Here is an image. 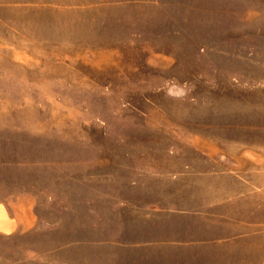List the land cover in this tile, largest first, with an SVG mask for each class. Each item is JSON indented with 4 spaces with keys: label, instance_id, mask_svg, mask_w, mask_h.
Segmentation results:
<instances>
[{
    "label": "rangeland",
    "instance_id": "1",
    "mask_svg": "<svg viewBox=\"0 0 264 264\" xmlns=\"http://www.w3.org/2000/svg\"><path fill=\"white\" fill-rule=\"evenodd\" d=\"M0 199V264H264V0H0Z\"/></svg>",
    "mask_w": 264,
    "mask_h": 264
},
{
    "label": "crops",
    "instance_id": "2",
    "mask_svg": "<svg viewBox=\"0 0 264 264\" xmlns=\"http://www.w3.org/2000/svg\"><path fill=\"white\" fill-rule=\"evenodd\" d=\"M0 205L7 215L13 219L5 218L0 222V234L10 236L15 233L28 232L34 229L32 224L25 223L22 212L28 206H22L20 211L9 214L7 203L0 199ZM28 217V216H27ZM27 222V221H26ZM29 222V221H28ZM128 246L126 257L122 258L124 264H244L246 258L235 252L238 243L192 241L174 239L133 240L122 242ZM134 250L135 253L132 252Z\"/></svg>",
    "mask_w": 264,
    "mask_h": 264
}]
</instances>
